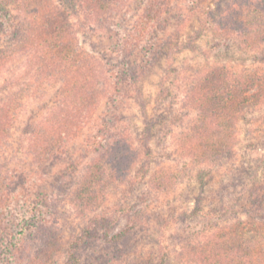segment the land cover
<instances>
[{
    "label": "rangeland",
    "instance_id": "374dc122",
    "mask_svg": "<svg viewBox=\"0 0 264 264\" xmlns=\"http://www.w3.org/2000/svg\"><path fill=\"white\" fill-rule=\"evenodd\" d=\"M6 1L0 0V46L8 42L15 25L16 12ZM53 1L68 16L80 50L103 68L105 91L54 157L40 162L28 148L29 135L24 128L45 114V107L56 95L53 90L43 97L24 94L33 73L26 54H14L0 69V101L22 95L18 96L10 131L0 140V264H29V244L38 229H44L41 225L49 223L58 227L54 233L60 244L50 245L49 262L63 264L67 240L84 222L82 210L73 200L76 182L83 180L89 162L101 147L100 140H106L117 128L138 150L139 139L148 132L153 158L144 181L169 164L179 170L181 181L175 189L165 195L152 190L147 195L145 204L151 208L162 206L164 212L175 215L195 207L198 200L211 205L224 200L231 204L240 193L246 194L253 180L264 176V102L235 125L236 169H204V165L188 163L191 159L179 151L180 132L189 127L194 116L186 100L189 74L207 66L264 68V42L259 47H247L243 41L248 39L239 35L241 29H237L238 35L226 29L230 21L226 22L225 15L234 12L243 0H167L157 17L145 23L151 27L142 25L150 0H124L111 17L101 21L87 17L77 0ZM3 9L11 13L5 14ZM143 184L140 187L148 188L146 182ZM125 223L126 218L120 217L116 228ZM204 225L201 217L179 219L165 230L163 242L179 248L185 236L202 238ZM155 236L142 239L138 247L146 251L155 245ZM96 252V246L86 247L84 264H98L92 258ZM169 256L172 264H191L175 249L169 250Z\"/></svg>",
    "mask_w": 264,
    "mask_h": 264
},
{
    "label": "trees",
    "instance_id": "16d2710c",
    "mask_svg": "<svg viewBox=\"0 0 264 264\" xmlns=\"http://www.w3.org/2000/svg\"><path fill=\"white\" fill-rule=\"evenodd\" d=\"M7 1L16 12L15 25L8 42L0 46V69L14 54H26L33 73L24 94L43 97L53 90L56 95L45 107V114L24 128L29 135L31 153L45 162L54 157L72 130L86 121V115L105 91V72L80 50L68 16L53 0ZM77 1L87 17L95 21L111 17L124 2ZM166 1L148 2L143 26L151 27L152 24L145 23L157 17ZM243 1L234 12L225 15L226 22L230 21L226 29L237 35V29H241L239 35L248 39L243 41L247 47H259L264 42V0ZM186 80L189 85L186 100L194 116L178 137L181 155L191 159L188 163L204 165V169L208 166L236 169L235 125L264 102V68L234 70L227 66H207L195 69ZM18 96L22 97L15 94L0 101V140L10 131ZM147 134L144 132L139 139L141 150L119 128L106 140H100L101 147L89 162L83 180L76 182L73 190V200L82 210L84 222L78 232L69 236L63 264H84L83 251L89 246H96L92 258L98 264H172L171 249L191 264H264V176L253 180L249 188H244L246 194L240 193L231 204L224 200L211 205L198 200L195 207L175 215L169 210L164 212L162 206L151 208L145 201L152 190L165 195L181 180L179 170L169 164L144 181L151 172L153 158ZM145 182L148 188L143 189L140 186ZM113 196L111 204H106ZM120 217H125L126 223L117 229ZM195 217L206 223L202 238L193 240L185 236L179 248L163 242L167 228L179 219ZM41 226L44 229H38L29 244L32 250L29 264H50V245L59 244L54 233L58 227L50 223ZM152 235L155 245L146 251L138 247V242L149 240ZM39 240L41 244H37Z\"/></svg>",
    "mask_w": 264,
    "mask_h": 264
}]
</instances>
